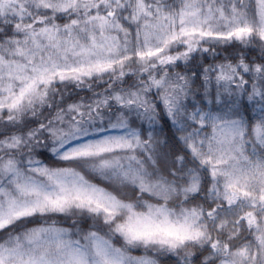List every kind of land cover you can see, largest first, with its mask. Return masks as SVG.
Wrapping results in <instances>:
<instances>
[{"label":"snow or ice","instance_id":"1","mask_svg":"<svg viewBox=\"0 0 264 264\" xmlns=\"http://www.w3.org/2000/svg\"><path fill=\"white\" fill-rule=\"evenodd\" d=\"M0 264H264V0H0Z\"/></svg>","mask_w":264,"mask_h":264},{"label":"trees","instance_id":"2","mask_svg":"<svg viewBox=\"0 0 264 264\" xmlns=\"http://www.w3.org/2000/svg\"><path fill=\"white\" fill-rule=\"evenodd\" d=\"M221 55L223 56V55H225V54L222 53Z\"/></svg>","mask_w":264,"mask_h":264}]
</instances>
